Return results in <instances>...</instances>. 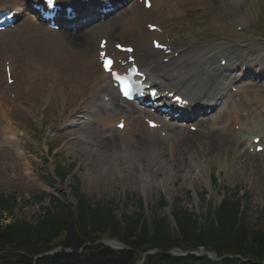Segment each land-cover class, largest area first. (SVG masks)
I'll use <instances>...</instances> for the list:
<instances>
[{"label": "trees", "instance_id": "trees-1", "mask_svg": "<svg viewBox=\"0 0 264 264\" xmlns=\"http://www.w3.org/2000/svg\"><path fill=\"white\" fill-rule=\"evenodd\" d=\"M75 189L76 195H80ZM10 199L0 194L1 210L12 211ZM139 201L138 208L142 209ZM164 203L162 197L159 207ZM116 211L110 203L94 204L78 197L75 208L56 199L52 206L44 207L37 223L14 219L4 224L0 220V264H131L137 252L156 246L169 247V244L189 248L212 245L222 253H241L264 261V226L249 223L246 209H241L236 194L226 198L214 218L209 211L208 220L203 224L176 202L172 210L176 228L171 227L167 215L151 217L147 222L139 212H124L120 216ZM106 231L126 242L132 250L114 251L98 243L99 233ZM53 244L74 250L84 246L86 254L62 252L61 257L37 258L35 262L33 258Z\"/></svg>", "mask_w": 264, "mask_h": 264}, {"label": "rangeland", "instance_id": "rangeland-1", "mask_svg": "<svg viewBox=\"0 0 264 264\" xmlns=\"http://www.w3.org/2000/svg\"><path fill=\"white\" fill-rule=\"evenodd\" d=\"M245 1H248L247 5H256L254 0ZM237 7L238 8H235L234 16L240 14V8L243 6L240 4V8L239 6ZM215 10L217 12L216 7L209 9L211 13ZM259 10L260 16L264 17V8H259ZM250 13H248L249 15H246L251 21H254L257 16L256 7H254L253 11ZM215 21H218L216 27L214 26L215 24L212 23ZM232 21L234 22V18H229L228 14L220 15L217 19L213 16L212 22L205 23L203 27L206 29L209 28L211 34L215 35V37L223 35L227 36L231 33V36L235 38V34L233 33L234 24ZM212 35L207 34V36L203 37V39L206 40L209 38L210 40H213ZM251 37L256 42L257 47L258 45L260 46V44L264 43V38H261L259 34H257L256 37L251 35ZM216 51L217 50L213 52ZM212 62L214 63L213 60ZM81 84L82 82L80 80L79 83H77V87ZM5 94H7V91L4 76L0 74V99L5 98ZM71 98L74 100H80L83 96L75 93ZM56 107L61 108L60 105H56ZM54 115L59 117L60 113L56 112ZM45 131L49 132L47 124L42 131L37 132L34 129L31 130V132L38 133V146H36L33 150L30 164L36 178L40 181L42 174H44V170H49V168L52 167L50 161L44 162L43 160V154L45 153V141L43 135L46 134ZM94 134L95 142L98 144L99 152H102V156L105 155L108 150L112 151V149L121 154L119 141L117 143L112 140L109 141V146L111 148L109 149L106 148V143L99 141L100 133L95 132ZM39 136L41 138H39ZM62 148L65 149L66 155L77 164L74 172L76 173L77 179L80 181L82 192H84L93 203L94 201L99 200L112 202L111 204L113 206H118L119 214L121 213V210L124 209L127 212L137 210L136 199L142 198L145 203L143 213L145 217H149V212L151 214L152 209L157 207L155 201L160 193L164 194L169 205L172 203L174 198L179 196L182 200V204L188 206L192 210H197V212L202 213L206 208V205L209 206L218 204L223 195V189H227L235 191L236 193L239 192V194L243 196L242 198L246 201L249 208L248 214L251 224L257 221L256 223H259V226H264V187L260 185L261 183H264V175L261 173H253V180L250 181V179L247 178L250 173L243 168H249L246 163H243L245 160L244 157L240 156L237 160L234 158L232 159L233 155L230 151L227 154L221 153L218 159L223 160V162L227 161L228 166L225 170H221L218 164H214L210 169L212 173L211 176L215 174L218 177V181L215 182L214 186L212 184L210 185L208 181L206 183L205 180L203 181L201 178L193 183L184 182L181 179L178 180L180 172L178 173L177 180L175 181L176 185L173 183L170 184V188H167L158 181L152 182L150 186L142 187L141 184L137 182L138 180L136 177H134L135 173H133L129 179L121 178V176L117 173L113 175V162H108L106 158H97L96 153L93 156H77L67 147L63 146ZM137 149L141 150V148ZM11 155V151L0 150V189L5 190L6 192H16L24 199H28L30 195L32 196L33 194L40 193L42 189L38 187V180L35 179L34 182H29L22 174L20 168L22 163L18 161H15L14 164L10 163ZM49 158L52 157L50 156ZM130 159L135 161L137 159V155L132 152ZM215 162L219 163L220 161ZM100 163L104 164L103 167H105V171L102 168L100 169ZM250 164L256 165L258 162L254 161L250 162ZM12 168H16L18 171L15 173ZM73 183L74 182L69 176L64 184H56V189L54 188V191H58V193L68 192V194H66V198H71L69 192ZM186 193H188L187 196ZM47 202V199H45L44 203L41 204L30 200V203L27 206L21 210H15L14 214L16 217H25L26 219H30L40 211V206L42 204H46ZM169 205L164 207L162 213L169 211ZM122 206L125 208H122ZM260 212H263V217L261 214V218L258 220Z\"/></svg>", "mask_w": 264, "mask_h": 264}, {"label": "bare ground", "instance_id": "bare-ground-1", "mask_svg": "<svg viewBox=\"0 0 264 264\" xmlns=\"http://www.w3.org/2000/svg\"><path fill=\"white\" fill-rule=\"evenodd\" d=\"M0 3L14 5V8L18 10V13H22V8L18 6L14 0H0ZM233 3H235V1ZM234 5L236 7L239 6L237 3H235ZM240 12L246 13L245 10H242V8H240ZM215 15L219 16V14L217 13H215ZM241 17L243 21L245 15H241ZM109 31L115 34L114 26H110ZM86 34L88 33L86 32ZM154 35H157V33H152L150 38H152ZM75 36L78 35L64 37L65 41L63 43V48L64 50H68L71 52V47L68 46L70 43L72 45L73 51L76 50L78 53L83 54L85 45L83 42H77L76 40L71 39ZM109 39L112 44L114 43L116 38ZM197 43L198 42L196 41V39L193 38L185 44L190 46L188 50H185L183 47L178 46L181 47L179 48V50L183 56H192L190 55L192 53L195 55V57L192 56L191 58V65H183L179 68L178 75L174 76L171 72L164 69L166 67H175V63L171 62L168 65H162L158 62L157 55L148 58L151 63L147 65L146 69L150 72V75H154L155 79H160L161 83L164 77H168L171 81L174 82L175 86L185 92L190 99L206 97L212 92H217L222 87V77L220 76V72L216 71V68L213 67L210 70L209 77H206L203 74H199L201 61L207 59L202 58V49L199 48L202 46H199ZM207 44H209V42L203 44L204 48H208ZM90 46L92 54L96 53L97 42L93 38L91 40ZM196 49L197 51L195 52ZM51 60L53 59L48 60V62ZM197 60H199V62H197ZM73 62L77 61L75 60ZM69 63V58L63 59L61 61V64L63 66H68ZM228 69L229 71L234 72L235 67L229 65ZM56 70H61V68H58ZM83 75L86 76L87 73L83 71ZM181 75H183V77H181ZM188 77L199 81L201 88L197 89L188 85L187 82L184 80ZM102 79L107 80L108 76L106 74H103ZM214 84H216V86ZM235 95V98L231 99L230 97L226 101V104L229 103L230 106L228 112L226 113V119L224 121L227 127L232 130H235V125H238L239 129H242L243 122L246 119V109H248L256 102L264 101L263 96H261L256 91H251L247 86L238 88V93H236ZM96 96L97 95L92 97V101H96ZM79 112L80 109L76 108L73 114ZM121 112L122 116L125 117V114L128 116V110L124 109V111ZM260 115L262 117V120L252 126V131L261 134L264 138V112L261 111ZM219 119H221V117H219ZM116 121L117 120H115V122ZM224 123L218 124L214 119L209 122L207 130H200L197 133L192 134L187 132L186 129L183 127L181 128V133L179 136H171V138L170 135L172 132H180L179 127L169 126L168 129L170 130V133H168L166 137L152 135L151 130L147 128L145 131L148 133V135H146L145 138H142L141 140H137L135 142L137 145L144 146L145 150H149L150 154V158L147 157V155L145 154L147 158L145 164H138L139 172L137 180L144 186H150L152 182L158 181L168 188L169 184L173 183L176 180L178 169L180 168H182L184 171V181H196L199 176H204V174L209 175V171L211 169L210 167L212 165L211 159L213 161H215L214 159H219L221 153L223 152V149L230 150V148L232 147V143L229 139H226L223 143L224 148H220V145L218 144L220 143V141H217V143L213 142V140L216 139L213 138V135H217V131H220L222 133H226V131H228L230 134H233L230 129L224 126ZM134 133H140V129L136 130L133 128L132 121L128 116V125L126 126L125 134L130 135ZM246 138L248 140L250 139L249 134H247ZM126 152L127 151L125 150L123 153ZM200 154H202L203 158L200 156ZM243 156L245 157L246 165L251 168L249 169L247 167H243L248 171V173H250L247 178L251 181L253 180V173L260 174V170L262 169L261 163L256 165L250 164V162L253 161V156L247 150H245V155ZM112 158L115 161L118 160L115 154L112 155ZM219 161L220 162L218 163V165L220 169L225 170L228 166L227 161ZM116 169L118 170V168ZM131 172H135V170H128L127 174ZM127 174H124V176H126ZM121 176H123V174H121ZM201 179L203 181L205 180V178ZM260 185L264 187V183H261Z\"/></svg>", "mask_w": 264, "mask_h": 264}, {"label": "snow or ice", "instance_id": "snow-or-ice-1", "mask_svg": "<svg viewBox=\"0 0 264 264\" xmlns=\"http://www.w3.org/2000/svg\"><path fill=\"white\" fill-rule=\"evenodd\" d=\"M44 3L47 9H50L52 12H55L56 7H57V0H44ZM157 47H163V46L160 44H157ZM128 51H131V49H128ZM101 56L104 57V60H105L104 67L106 68V70L112 71L111 69V65L113 63L112 60L105 57L103 53H101ZM113 75L115 76L117 80L121 79V77L117 73L113 72ZM124 94L126 96L128 95L127 86H125ZM153 95H155V93H153ZM175 99L177 102H181L180 96H176ZM121 127H123L122 124H121Z\"/></svg>", "mask_w": 264, "mask_h": 264}]
</instances>
